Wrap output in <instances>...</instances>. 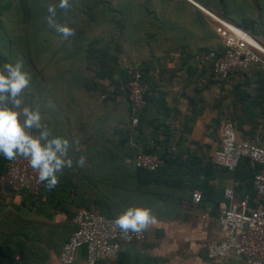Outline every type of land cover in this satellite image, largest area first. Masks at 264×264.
Masks as SVG:
<instances>
[{
    "label": "crops",
    "instance_id": "0c3cea01",
    "mask_svg": "<svg viewBox=\"0 0 264 264\" xmlns=\"http://www.w3.org/2000/svg\"><path fill=\"white\" fill-rule=\"evenodd\" d=\"M146 4L139 49L146 60L151 98L142 110V132L134 131L128 97L120 93L107 98V83L97 79V88L83 85L72 91L61 85L55 96L45 98L38 107L39 129L49 132L44 143L54 137L67 139L64 159L92 163L115 160L106 147L129 137L128 144L136 145L137 139L140 146L163 151L167 147L174 156L194 155L203 166L214 165L205 193L197 186L203 173L187 185L169 187L111 183L107 211L119 217L129 208H147L155 223L145 228L147 241L125 244L116 258L101 264H246L236 255L224 260L208 256L209 245L225 237L219 208L225 190L233 188L241 195L247 189L246 180L215 166L214 154L225 122L233 123L239 139L258 140L264 146V63L224 80L214 77L202 55L224 48L211 14L246 29L264 46V0H143V7ZM61 171L67 174L66 166ZM130 174L115 172L119 178ZM196 190L203 194L201 203L193 199ZM74 229L67 213L40 211L23 193L0 184V254L14 255L10 264H62L63 243ZM86 258V249H80L76 264Z\"/></svg>",
    "mask_w": 264,
    "mask_h": 264
},
{
    "label": "built area",
    "instance_id": "2783aa9c",
    "mask_svg": "<svg viewBox=\"0 0 264 264\" xmlns=\"http://www.w3.org/2000/svg\"><path fill=\"white\" fill-rule=\"evenodd\" d=\"M217 22V33L223 40L224 51L203 53V62L212 61L214 72L228 78L238 71L249 69L254 64L264 63V46L246 29L223 17L211 14ZM129 99L132 106V124L137 125L146 104V84L142 81L140 63L130 68ZM221 145L215 151L214 162L220 167L235 170L240 161L249 158L252 165L263 169L255 175L256 196L239 195L235 189L225 190V199L220 203V220L225 237L208 247V256L213 260H224L231 255L243 258L246 264H264V146L258 140H243L237 137L233 123L225 122L221 128ZM137 167L156 170L166 165L157 154L139 152L135 156ZM7 169L1 176L3 185L11 186L16 192L25 191L39 197L46 182L39 180L28 159L18 156L7 161ZM196 203H201L200 190L193 193ZM117 218L99 211L81 208L74 219L77 229L64 244L60 261L62 264H76L78 252L85 248L87 258L83 264H101L118 256L125 244L143 243L148 232L122 231L115 223ZM5 262L8 259L4 260Z\"/></svg>",
    "mask_w": 264,
    "mask_h": 264
},
{
    "label": "rangeland",
    "instance_id": "374dc122",
    "mask_svg": "<svg viewBox=\"0 0 264 264\" xmlns=\"http://www.w3.org/2000/svg\"><path fill=\"white\" fill-rule=\"evenodd\" d=\"M124 2L125 0H68L69 7L64 9L59 7L60 0H0V54L6 56L5 60L0 59V69L5 64L15 66L17 62H21V71L26 72L29 77L28 86L19 97L22 103L18 111H22L24 107L31 109V97L33 100L37 99L38 107L43 106L45 89L52 84L50 76L53 74H83L85 81H92L99 53L92 54V49L88 50L90 42L98 41V45L94 47L97 51L106 49L110 54L115 53L114 41L118 33L116 21H124ZM50 6L55 7L54 16L48 11ZM49 19L55 24L69 27L73 34L65 38L63 33L57 32L55 26L49 24ZM7 39L12 40L10 49H6ZM117 60L114 74L116 80L121 79L120 69H128L130 73L131 67L144 62L139 61L140 51L131 42H123ZM104 82L107 84H102L110 92L116 91L129 96V87L125 91L117 89L109 79ZM8 107L15 106L8 104ZM19 119L23 124V114ZM84 164L82 171L78 162L72 163L68 169L81 188L92 194L94 190L108 192L111 188L108 185L109 167L100 162ZM119 166L120 170H128L124 163H119ZM78 167L81 169L77 170ZM84 179L86 184L83 183Z\"/></svg>",
    "mask_w": 264,
    "mask_h": 264
},
{
    "label": "trees",
    "instance_id": "16d2710c",
    "mask_svg": "<svg viewBox=\"0 0 264 264\" xmlns=\"http://www.w3.org/2000/svg\"><path fill=\"white\" fill-rule=\"evenodd\" d=\"M124 7H125L124 21L123 20L116 21V24L118 26V33L116 40L114 41V48L116 50L115 53L110 54L109 52L106 51V49H100L97 51L95 50L94 47L98 45V41L93 40L90 42L88 50L92 49L91 52L92 54L93 53L95 54L96 52L99 53V55H97L98 61L93 69V72H95V76L92 78V81L90 82L85 81L84 79L85 77L83 74L81 75L63 74V73L53 74L50 76L52 79L51 80L52 84L49 87H46L45 97L42 100L45 101V98L50 97L52 95L55 96V93L59 91L58 89L61 88V85H64L66 87L69 86L72 91L79 90L83 85L86 88L88 87L90 89L97 88L98 85L97 79L99 80L109 79L112 83L115 84L117 89L128 91L129 82L131 79L130 73L128 69L125 70L120 69L119 76L121 79L119 80L114 79L115 67H116L115 64H117L118 61L117 57L122 49L123 42H131V44H134V48L139 49L141 43V11L142 9L148 10V7L147 4L145 5V7H143V0H125ZM219 16L222 17V15L220 14ZM11 44H12V40L7 39L6 49H10ZM210 51H216L218 54H222L224 48L221 51L214 49V50H208L205 53H208ZM0 59L5 60L6 56H2L0 54ZM114 61L115 63H113ZM139 61H146L141 56V52H140ZM140 64L142 65V70H143L142 81L146 85H148L149 80L147 76V68L145 62H142ZM208 66L211 67V69L213 70L214 77L224 80L227 79L220 77L214 72L212 61H209ZM89 68L90 67H87V69ZM247 70H243V71H247ZM67 79H69V81ZM118 94L120 93H117L116 91L111 92L110 95H107V98L109 99L114 98V96ZM126 96L128 97V100L130 102L129 96L128 95ZM145 98L148 102L150 101L151 89L149 87L146 90ZM30 103L32 104L31 110L38 111L37 99L33 100V97H31ZM8 104L13 105L11 102H9ZM143 122H144L143 112H141L139 123L134 128V131L142 132ZM25 130L30 135H33L37 138H40V134L42 132L41 129L39 128L35 129L34 127L31 129L26 128ZM129 142H130L129 137L127 138L123 137L117 145L106 147V150L110 153V155H115V160L95 161V162L103 163L104 165L109 167L110 184L108 185L110 187L113 186L112 184H115L116 182L118 183V181L121 182L127 181L131 185H135L138 188H150L152 186L169 187L180 183L183 185H187L189 180H197L198 177L200 176V173H203L204 178L200 179V184H198L197 186H199L204 193L206 192L208 181L214 175L213 174L214 165L210 164L203 166L200 159L195 157L194 155H188L186 159H184L182 154H178L177 156H174L173 152L168 150L167 147L163 151L158 149L156 146L154 147L148 145L140 146L138 145L139 141H137V139H134L136 145L128 144ZM41 143L45 144L44 138H41ZM139 152L157 154L166 161V165L156 170H148L137 167L135 164V156ZM7 161L8 160L4 158L3 154H0V179L7 169L6 166ZM131 161L132 163H130ZM119 163H124L125 167L126 166L128 167V170L127 169L120 170ZM84 165L85 164L83 163V165L80 166L82 169L78 167L77 170L81 169L82 171ZM215 166L220 167L217 164H215ZM66 169H67V174H65L66 172H62L61 170L56 173L59 179V183L55 188L49 189L46 187V183H45L41 189L39 197L36 198L32 193L25 191L23 192L24 198L30 201L31 206L36 207L40 211H47L49 208H52L57 212L67 213L69 217L73 219L75 225V229L71 233V235L77 229V225L74 219L78 213V210L81 208H87L90 210L99 211L109 217L118 218L115 215H113L111 212L107 211L108 192L94 190L93 191L94 193L92 194L91 192H88L87 189L83 190L79 185L77 179L74 177V175L69 172L68 169H70V167L66 166ZM224 169L231 171L227 168ZM262 169L263 166L261 165L253 166L252 161L249 158H244L240 161L238 167L232 172L234 173L236 178L247 181L246 184L247 189L241 195L250 194L253 198L256 196L255 175L257 172L261 171ZM115 172H117V174H120V172H130L131 174L125 177H123L124 175H122V177L119 178L116 177ZM83 183L86 184L85 179L83 180ZM5 186L14 189L11 186L8 185ZM72 206H76L77 209L73 210ZM71 235L69 236V238L71 237ZM69 238L63 243V246L69 240ZM14 258H15L14 255L9 253L0 254V264H6V263L10 264L14 261ZM5 259H8V261L5 262L4 261Z\"/></svg>",
    "mask_w": 264,
    "mask_h": 264
},
{
    "label": "clouds",
    "instance_id": "9594fccd",
    "mask_svg": "<svg viewBox=\"0 0 264 264\" xmlns=\"http://www.w3.org/2000/svg\"><path fill=\"white\" fill-rule=\"evenodd\" d=\"M59 7L68 8V0H60ZM48 11L55 15V7L50 6ZM49 24L55 26L56 31L63 33L65 38L73 34L72 29L55 24L52 19H49ZM21 69V62H17L15 66L5 64L3 69H0V154L9 161L15 160L18 156L28 159L30 166L38 170L39 180L46 182V187L52 189L59 183L56 173L65 166H72L71 159H64L69 141L54 137L47 144H42L41 138L49 135L47 130L41 132L40 138L30 135L25 130L40 128L41 116L38 111L28 107H24L22 111L17 110L22 103L19 99L20 94L29 82L28 74ZM9 102L15 107H8ZM21 114L25 117L23 124L19 119ZM79 163L83 165L84 159L81 158ZM115 223L124 232L131 230L139 233L149 224H154L155 218L150 215L149 209L136 207L129 208L116 219Z\"/></svg>",
    "mask_w": 264,
    "mask_h": 264
}]
</instances>
